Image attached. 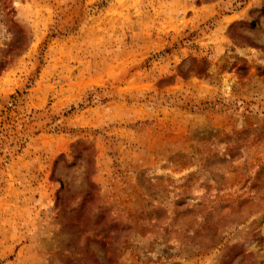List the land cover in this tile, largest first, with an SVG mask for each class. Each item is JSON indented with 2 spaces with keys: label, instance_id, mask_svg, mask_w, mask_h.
Listing matches in <instances>:
<instances>
[{
  "label": "rangeland",
  "instance_id": "obj_1",
  "mask_svg": "<svg viewBox=\"0 0 264 264\" xmlns=\"http://www.w3.org/2000/svg\"><path fill=\"white\" fill-rule=\"evenodd\" d=\"M0 264H264V0H0Z\"/></svg>",
  "mask_w": 264,
  "mask_h": 264
},
{
  "label": "trees",
  "instance_id": "obj_2",
  "mask_svg": "<svg viewBox=\"0 0 264 264\" xmlns=\"http://www.w3.org/2000/svg\"><path fill=\"white\" fill-rule=\"evenodd\" d=\"M253 25H255V24H253Z\"/></svg>",
  "mask_w": 264,
  "mask_h": 264
}]
</instances>
